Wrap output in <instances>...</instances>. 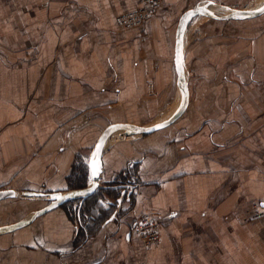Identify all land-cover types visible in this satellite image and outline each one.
I'll use <instances>...</instances> for the list:
<instances>
[{"label":"crops","instance_id":"0c3cea01","mask_svg":"<svg viewBox=\"0 0 264 264\" xmlns=\"http://www.w3.org/2000/svg\"><path fill=\"white\" fill-rule=\"evenodd\" d=\"M204 1L162 0L141 27L118 29L115 17L141 0H0V127L9 124L0 133V191L16 193L0 201V226L47 204L18 208L22 191L73 190H64V177L86 151L90 173L103 127L124 119L158 124L177 112L176 25ZM209 1L243 7L247 0ZM259 18L229 36L228 75L220 72L222 41L197 40L184 52L183 62L196 64L186 120L150 134L115 129L103 144L96 202L69 201L1 234L0 264H264V217L246 215L248 203L264 209V115H255L264 113ZM205 44L211 53L199 56ZM7 97L20 98L19 113ZM141 214L160 221V241L151 247L132 231Z\"/></svg>","mask_w":264,"mask_h":264},{"label":"water","instance_id":"95a60500","mask_svg":"<svg viewBox=\"0 0 264 264\" xmlns=\"http://www.w3.org/2000/svg\"><path fill=\"white\" fill-rule=\"evenodd\" d=\"M209 5H213L214 7L227 12L228 15H224V16L213 15L207 9ZM261 10H264V3L257 9L248 10V9H237L228 5L215 3L213 1L207 0L184 11L180 15L177 21L175 36H174V67L176 71L178 86L182 94L183 106L181 103L177 112L170 119L158 124H152V125L137 124L127 121L108 124L101 131L92 151V155L94 156V158L90 167L91 171H90L89 184L84 188L73 189L65 192L44 193V192H34V191H22L20 193L22 196L43 198L46 199L47 204L44 207L36 210L29 218L25 220L0 226V235L5 233H10L18 229H21L23 227H26L30 225L32 222H34L38 217L44 215L50 210H53L54 208L60 207L64 203L76 199H80L81 201H83L87 197L91 196L95 192V190L98 189L100 186L99 177L101 174V154H102L103 144L106 138L108 137V135L111 132H113L115 129H119V128L125 129L126 131L125 134L127 135L150 134L174 125L187 113L190 106V89H189L186 73L184 71V62L182 56V41H183L184 30L189 20L192 17L201 14L205 17L219 21H226L233 18L253 19L264 14V11ZM178 54H179V60H178ZM157 125H164V126L158 128ZM94 168L98 170L97 175H93ZM15 195L16 193L10 190L0 191V201L6 198H13ZM55 197H59V199H55ZM113 215L114 213L112 214L111 218L113 217Z\"/></svg>","mask_w":264,"mask_h":264},{"label":"rangeland","instance_id":"374dc122","mask_svg":"<svg viewBox=\"0 0 264 264\" xmlns=\"http://www.w3.org/2000/svg\"><path fill=\"white\" fill-rule=\"evenodd\" d=\"M215 3H220V4H224V5H228V4H225V3H221L219 1H213ZM244 2V1H243ZM246 3H242L243 4V7H237V6H231V7H234V8H237V9H252L254 8V6L258 5L260 3V0H247L245 1ZM229 6V5H228ZM240 6V5H239ZM255 19V20H254ZM259 17H256V18H253V19H244V18H233V19H230V20H226V21H219V20H214V19H211V18H208V17H205L201 14L199 15H195L194 17H192L185 30H184V50H183V53H182V56H183V59H184V52H186L189 48L190 50L193 49V46L198 42L197 40H203V41H211L212 37L219 40V41H222L221 43V63H220V72L221 74H229V71H231V61L230 60L232 57H234V51H235V48L233 47V45L235 44L234 42H231L229 43L228 39H230L229 36L231 37H234L235 34L238 32L236 31L238 29L239 26H242L244 23H250V21L252 22H258L259 21ZM238 26V27H237ZM215 32V33H214ZM233 39H236V38H233ZM225 40V41H224ZM236 42V41H235ZM241 43H244L243 41H240ZM197 45V44H196ZM202 47H200V51H199V56H206V55H210V53L208 52L207 49H209L208 45L205 44V45H201ZM196 55V54H195ZM194 55V56H195ZM231 57V58H230ZM191 59L189 60V64L187 63H184V71L186 73V77H187V81H188V85H189V89H190V106H189V110L187 111V113L177 122L175 123L174 125H172L169 129H173L179 125H181L187 118V116L190 114L191 112V109H192V106H193V93H192V87H191V84L193 82L192 78H194V68L196 67V64H193V61H191ZM194 67V68H193ZM204 70V68L202 67V71ZM209 71H213L215 72V68L213 69H209ZM211 72V73H213ZM216 74V72H215ZM10 101H9V100ZM13 99H16L17 101L14 102ZM10 98V97H7V98H4L3 101L5 102V100L7 101V104L11 105L13 107V110L17 113H19V107H20V104H19V100L20 98L19 97H14V98ZM29 99V98H28ZM256 117L258 119H261L262 118V115L261 114V111H257L255 113ZM207 117V116H206ZM12 120V119H11ZM124 121H129V122H135V123H138V124H148V125H152V123H147L145 121H142L140 119H124ZM15 122V121H13ZM9 128V124L7 125H4V126H1L0 127V133L4 130V129H7ZM104 128V127H103ZM103 130V129H102ZM101 130V131H102ZM93 148L91 149V153L93 151ZM85 155L83 153H78L76 155V158H75V161H74V165L73 166H76L75 167V172L71 170V172L66 176L64 177V180H63V187L65 188L64 190L66 189H71L70 186H78V184H80L81 182H83V177H84V171L86 170L87 168V185L89 184L90 182V173H88V167H87V164H86V158H88V151L84 152ZM90 153V154H91ZM72 166V168H74ZM78 174H77V172ZM20 172V171H19ZM31 172V171H29ZM86 172V171H85ZM84 173V174H83ZM83 174V175H82ZM21 174H19V178L18 180H20V178H23L22 175L20 176ZM80 177H78V176ZM30 178H36V176H34L33 174L32 175H29ZM78 177L80 179L77 180V178L75 179V177ZM82 176V177H81ZM29 178V177H28ZM31 179H29V185L30 187H33L31 186ZM27 183V181H25V184ZM86 185V186H87ZM34 186H37L38 187V184L37 183H34ZM22 197V195H20ZM88 198V197H87ZM86 198V199H87ZM40 199V198H39ZM20 202L22 203V206H18V208H22L24 209V207L26 205H28L30 208L33 206V204L35 203H40V205L42 204H45L47 203L46 199L43 201V200H37L36 197H25L24 198H20L19 199ZM78 201H75L77 202V204L80 202L82 203L83 201H81L80 199H76ZM39 201V202H38ZM84 203V202H83ZM74 204H71V205H66V209L67 211H70L72 213V217L76 216L77 214L75 213V208L73 206ZM246 215L248 217V219H260V218H263L264 217V209L261 208L257 202H252L251 204H247V207H246Z\"/></svg>","mask_w":264,"mask_h":264},{"label":"built area","instance_id":"2783aa9c","mask_svg":"<svg viewBox=\"0 0 264 264\" xmlns=\"http://www.w3.org/2000/svg\"><path fill=\"white\" fill-rule=\"evenodd\" d=\"M162 0H141L138 9L117 15L114 19L118 29H135L141 27L150 17L157 13ZM160 221L149 214L134 218L132 231L145 247L156 245L160 241Z\"/></svg>","mask_w":264,"mask_h":264},{"label":"trees","instance_id":"16d2710c","mask_svg":"<svg viewBox=\"0 0 264 264\" xmlns=\"http://www.w3.org/2000/svg\"><path fill=\"white\" fill-rule=\"evenodd\" d=\"M74 168H72V171H74L75 172V167L76 166H73ZM86 171V172H85ZM84 171V177H83V182H81L80 184H78V186H70L71 187V189H81V188H84V187H86V183H87V168H86V170ZM76 172H77V170H76ZM72 173V172H71ZM72 174H74V173H72ZM77 174H78V172H77ZM82 174V175H83ZM78 176V175H77ZM75 177V179L77 178V180L78 179H80V178H78V177H80V176H78V177ZM82 177V176H81ZM96 196H95V194H93L91 197H89V198H87V200L89 201L90 200V202L89 203H91L92 201L93 202H96ZM75 201H78V200H73L71 203H74ZM91 204L89 205V206H87V208H86V211L83 213H80V216H81V218H84L85 216H87L88 214H89V212H90V210H91ZM84 216V217H83ZM88 228H90V226H87V229ZM82 233L81 234H79L78 235V237H77V239H76V241H75V244L76 245H78L83 239H82Z\"/></svg>","mask_w":264,"mask_h":264},{"label":"bare ground","instance_id":"6f19581e","mask_svg":"<svg viewBox=\"0 0 264 264\" xmlns=\"http://www.w3.org/2000/svg\"><path fill=\"white\" fill-rule=\"evenodd\" d=\"M263 3H264V0H260V3H259L258 5H256V6H254V8H252V9H257V8H259L261 5H263ZM207 9H208V11H209L210 13H212V10L222 12L221 15H216V16H224V15H228L227 12L218 9V8L214 7L213 5L208 6ZM212 14L215 15L214 13H212ZM180 105H181V99H180V101H179V103H178L177 108L175 109V111H174L173 113H175V112L179 109ZM123 131L126 132L125 129H123ZM111 133H112V132H111ZM111 133H110L109 135H111ZM109 135H108V136H109ZM106 139H107V138H106Z\"/></svg>","mask_w":264,"mask_h":264},{"label":"snow or ice","instance_id":"6c2138e0","mask_svg":"<svg viewBox=\"0 0 264 264\" xmlns=\"http://www.w3.org/2000/svg\"><path fill=\"white\" fill-rule=\"evenodd\" d=\"M264 11V10H261ZM178 60H179V54H178ZM182 106H183V102H182ZM164 125H157V127H163ZM98 174V170H96L95 168L93 169V175H97ZM55 199H59V197H55Z\"/></svg>","mask_w":264,"mask_h":264}]
</instances>
